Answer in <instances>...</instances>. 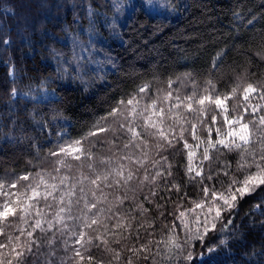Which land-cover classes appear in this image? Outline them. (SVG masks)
I'll return each mask as SVG.
<instances>
[{"label": "trees", "instance_id": "obj_1", "mask_svg": "<svg viewBox=\"0 0 264 264\" xmlns=\"http://www.w3.org/2000/svg\"><path fill=\"white\" fill-rule=\"evenodd\" d=\"M160 1L171 9L166 16L150 10L146 0H133L132 4L128 0H0V180L8 184L30 174L29 181H20L17 189L11 190L22 191L37 173H46L57 177L58 182L61 177L68 178L69 184L60 185L54 193L57 198L70 188L75 191L71 205H67L68 197L64 205L50 197L55 206L47 212L46 220L53 219L61 206L71 208L62 214L66 228L53 221L55 226L44 232L45 240L54 243V258L50 263L44 261L45 253L37 246L43 240L37 230L36 243L20 264H78L74 249L81 245L75 243L77 237L72 232L81 231L86 233L85 241L88 237L92 240L81 248L85 259L79 264H90L88 256L94 258L91 264H264V189L244 197L235 209L225 211L216 221L215 231L209 232L204 241L185 244L184 229L176 219L180 211L202 198L204 185H215L219 190L221 183L228 184V177L216 175L225 165L230 166V176L243 179V173L237 171L238 152L222 151L218 158L213 153L210 170L208 161L202 163L213 179L192 182L186 174L187 149L183 141L174 138L175 134L169 137L173 139L171 147L145 134L148 156L141 165L136 163L137 158L144 159L141 150L133 146L138 141L130 142L129 134L111 118L102 120L119 101L137 94L145 84L149 91L141 94L146 98L142 103L169 90L174 96L177 91L182 96L190 94L193 84L203 89L207 81H212L221 94L238 83L241 89L249 83L264 84V0ZM110 21L118 35L108 41L101 33L107 34ZM94 23L101 26L100 40H93L90 30ZM76 52L81 54L79 60H74ZM97 53L105 57V65L89 63ZM169 81L173 82L170 86ZM39 88L52 91L53 96L29 97L32 90ZM241 99L242 96L228 101L229 109L240 104ZM250 100L252 105L264 104L256 96ZM213 114L216 126L223 131L218 110L209 113L207 123L212 124ZM258 114L264 115V110ZM257 118V114H245V121ZM97 124L112 126L116 131L88 137L85 147L92 153L90 158L76 161L62 154L50 155L58 150V139H82ZM169 124L173 122L167 121L166 129ZM173 126L178 133L179 126ZM138 130L143 133L142 128ZM196 135L207 139L205 128L198 123ZM211 135L216 139L215 132ZM184 138L195 146L197 141L187 131ZM126 144L129 147L125 148ZM201 151L199 158L203 160ZM124 156L132 159L124 160ZM58 159H65L68 166L57 164ZM120 164L134 173L127 184L120 178L121 183L116 185L111 177V187L101 183L97 189L89 183L96 173ZM158 171L161 176L156 177ZM175 185H179V191ZM85 202L97 207L86 209ZM101 209L98 223L82 228L84 215L90 222ZM68 215L73 219L68 220ZM33 219L29 217L28 223L22 224L10 217L8 223L31 230ZM117 223L123 226L115 228ZM173 226L183 249L169 253L163 241H167ZM5 231L18 234L11 227ZM103 240H107L106 245ZM0 242L7 240L0 237ZM10 248L0 250L4 264H8ZM189 253L191 260L185 259ZM13 264L17 261L13 260Z\"/></svg>", "mask_w": 264, "mask_h": 264}, {"label": "snow or ice", "instance_id": "obj_2", "mask_svg": "<svg viewBox=\"0 0 264 264\" xmlns=\"http://www.w3.org/2000/svg\"><path fill=\"white\" fill-rule=\"evenodd\" d=\"M169 86L173 83L169 81ZM207 87L201 89L198 85L193 84L192 91L187 95H180L177 91L176 95H173V91L169 90L162 96L155 98H149V103H142L145 94L149 91V85L145 84L141 86L137 94L132 95L127 100L119 101L118 105L113 108L108 117L102 118L105 122L109 118L119 125L120 129L126 131L129 134L130 142L138 141L133 146L141 150V155L144 159L137 158L136 163L143 164L148 156V141L144 139V135L154 136L157 140L163 141L167 146H173V139L169 137L175 134L177 141H183L184 149H187L188 165L186 167V174L189 180L192 182L199 181L202 183L204 179L212 180L213 176L208 174L202 167L195 168L193 166V158L196 156V152L192 151L193 145H190L184 138V133L187 131L195 141V148L201 151L203 161L209 162V170L211 169V162L213 160V153L220 154L222 151L238 152L240 155V161L237 164V171L243 173V179H237L235 176H230L229 165H225L221 171L216 175L221 174L229 178L227 185L221 183V188L218 190L215 185L209 187L204 185L201 189L202 198L199 201H193V206L187 208L184 211H180L176 216L185 232V244H190L192 241H204L209 232H213L216 229V221L220 220L225 211H231L235 209L240 200L246 196H250L258 189H264V115H259L261 110H264V104L252 105L250 98L256 96L260 100H264V84L254 85L247 84L246 87L241 89L238 83L236 87L232 88L228 93L221 94L215 90V85L212 81H207ZM239 90V91H238ZM242 96L240 104H234L229 109L228 101L237 100ZM166 104L167 107L162 105ZM242 105V106H241ZM219 111L221 120L220 123L224 126V130L216 126V115H211L212 124H208L206 117L210 112L215 113ZM233 115L230 117L229 112ZM239 112V115L235 113ZM257 114L256 120L248 119L245 121V114ZM185 115H190L191 119H186ZM141 123L137 125L136 121ZM171 120L174 125L179 126V132L177 133L176 127L173 124H169L167 129L165 124ZM193 121H196L194 123ZM197 123L205 128L207 133V139L201 140L196 135ZM187 124L188 128L185 129L184 125ZM143 129V133L138 130ZM253 127L256 128L255 134L253 133ZM116 128L112 126L105 127L103 124H97L94 130L90 131L86 137L77 139L74 141L66 142L65 144L58 145V150L51 152L52 156H61L70 158L76 161H80L82 158L88 159L92 156L89 148L85 147V143L88 137H96L101 133H115ZM216 133V139H212V133ZM255 145L256 147H253ZM129 147L128 144L125 148ZM161 145L158 143L157 148ZM124 160H131V156H124ZM166 160V158H165ZM105 163V162H102ZM57 164L63 167H67L65 159H58ZM89 168L93 169L94 166L89 163ZM171 168V165H169ZM255 171H251V169ZM59 171V169H56ZM194 173V175H193ZM171 175V173H168ZM161 176L158 171L156 177ZM112 179L116 185L121 183L123 178L124 184L133 180L134 173L130 170H126V166L120 164L118 168L108 169L100 173L95 174L94 179H90L89 183L94 185L97 189L100 188L101 183L105 187H111L109 179ZM156 177H153L151 182H155ZM30 174L23 177H18L16 181L5 184L3 180H0V198H3V203H0V237H4L7 243L0 242V250L9 249L8 264H13V260L20 264L23 256L26 252H30L32 245L36 243L34 239V233L39 230L44 233L52 229L56 224H64L65 216L62 215L65 212H70L71 208L67 206H61L54 213L53 219L46 220L47 213L42 212L37 207L39 200L48 201L49 197L56 200L58 204H65V197H68L67 205L72 204L71 197L75 195V191L70 188L57 198L54 193L58 191L60 185H63L67 181V177L59 178V184L50 182L57 179L50 174L37 173L36 177L27 185L23 186L22 191H11L17 189V185L20 181H29ZM148 175L144 176V180L148 181ZM176 190L179 191V185H175ZM8 188L9 191L4 189ZM83 192V188H81ZM92 196H96V192L93 191ZM79 203V201H77ZM85 208L95 209L97 205L92 203L89 205L85 202ZM46 207H51L47 205ZM103 210H99L90 220L85 214L82 220V228H91L98 223V219L101 216ZM17 218L22 224L28 223L29 217H34L33 222L29 225L31 230L20 227L19 225L9 224V218ZM68 220H72L71 215L67 216ZM45 223L47 228L44 227ZM123 225L117 223L115 228H120ZM11 227L18 232L17 235H13L11 232H6L5 229ZM105 231L108 232L107 226ZM73 236H76V244L84 247L85 243H90L92 238L88 237L85 241L86 233L81 231L79 233L72 232ZM109 235L115 236L116 233L109 232ZM100 239V236H97ZM118 243L119 241H114ZM106 245L107 240H103ZM166 250L171 253L173 250H182L183 245L180 243L178 236L175 234V226L171 229L167 241H163ZM81 248L74 249V257L79 258V262H83L85 257L81 254ZM87 249L85 248V251ZM143 250H147L144 248ZM211 250V249H209ZM139 251V250H134ZM119 254H117L118 258ZM88 261L94 260L92 256L87 257ZM187 260L193 259L191 253L185 257ZM78 262V264H79ZM0 264H4V253L0 251ZM131 264V262H129Z\"/></svg>", "mask_w": 264, "mask_h": 264}, {"label": "rangeland", "instance_id": "obj_3", "mask_svg": "<svg viewBox=\"0 0 264 264\" xmlns=\"http://www.w3.org/2000/svg\"><path fill=\"white\" fill-rule=\"evenodd\" d=\"M120 1V0H118ZM122 1V0H121ZM133 0H128L129 3H131ZM146 2L148 3V6L150 7L149 9L152 10L154 13H158V14H161V15H167L171 12V9H169L166 5V3L164 2L162 4V2L160 0H146ZM156 2H159V4H156ZM132 4V3H131ZM101 26H99L98 23H94L93 24V28L90 30L91 33L93 34V40L94 38H96V40H100V37L98 36V33L100 32L98 28H100ZM115 27H111V21L109 22L108 25H106V32L107 34L104 35L101 33V36H104L102 37L104 40H112V38H115L117 37L118 33L115 32ZM94 52V49H92V53ZM78 55L74 58V60H79L80 58V55L78 52H76ZM105 57L101 54V53H97V54H94L93 57L91 58V61L89 62L91 65L95 66V65H99V64H102V65H105ZM76 64V63H74ZM38 94V95H37ZM53 92L50 91V90H46V89H43V88H39L38 91L37 89H34L32 90L30 93H29V97H34V98H48V97H52L53 95ZM146 95V94H145ZM143 95V96H145ZM144 100L146 101V98L144 97ZM143 100V101H144ZM142 101V102H143ZM257 105V104H255ZM215 140V139H213ZM70 141H73V140H69L67 138H60L58 139V143H57V146L58 145H62V144H65L66 142H70ZM192 151L196 152V156L193 158V166L195 168H201L202 167V159L199 158V151L195 148V146H193L192 148ZM199 158V161L197 162ZM50 182H54V183H57L59 184L58 181H50ZM65 184H69L68 182H65ZM55 195V194H54ZM46 203L47 205H50V206H55V201H50V197H49V200L47 202L43 201L42 199L39 200V202L37 203V207L39 209L42 210V212H48L50 211L51 207H46ZM54 221V220H53ZM47 227V224L45 223V225ZM45 237L44 236V233H41V238L43 240V242L41 243H38L37 246L43 251V253H45V257L46 259H44V261L50 263V261L54 258L53 257V253L51 252L52 250V246L54 245V243H52L50 241V243L48 241L45 240ZM201 259H204L203 256H201Z\"/></svg>", "mask_w": 264, "mask_h": 264}]
</instances>
